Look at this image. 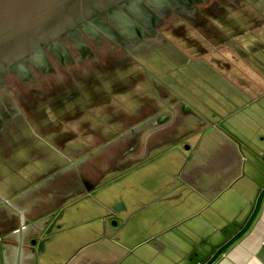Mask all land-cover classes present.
Listing matches in <instances>:
<instances>
[{
	"label": "crops",
	"instance_id": "obj_1",
	"mask_svg": "<svg viewBox=\"0 0 264 264\" xmlns=\"http://www.w3.org/2000/svg\"><path fill=\"white\" fill-rule=\"evenodd\" d=\"M199 10L0 123V264H264V0Z\"/></svg>",
	"mask_w": 264,
	"mask_h": 264
},
{
	"label": "water",
	"instance_id": "obj_2",
	"mask_svg": "<svg viewBox=\"0 0 264 264\" xmlns=\"http://www.w3.org/2000/svg\"><path fill=\"white\" fill-rule=\"evenodd\" d=\"M122 1L126 2V0H0V72L6 67L16 65L14 69L16 68L15 70H18L20 74L19 77L17 74H14V77L17 78V83L19 82L23 85L26 80V74L23 68L18 66V62L23 57L32 54L34 51L38 50L39 47L51 42L60 35L63 34L65 36V32L73 31L77 25L88 23V20H90L91 17L113 8ZM140 1H147V4H150L151 6L145 5L146 3L144 2V8L137 6L138 4H130L128 10L124 13L132 20V22L126 21L123 17L119 18L120 16L118 15L111 16V19L113 20L112 22H105H107L112 29L117 30L118 33L123 32L126 35L128 32L131 39H133L135 35L143 36L148 33L146 26L150 22L151 17H158V14L155 13L153 9H155V6L159 7L163 4H169V1ZM181 1L187 3L188 0ZM210 1L211 0H205L199 3L196 0V4H193L192 6L193 11L199 9ZM152 5L155 6L152 7ZM185 15V11L179 12L178 15L164 14V16L161 17L164 21L157 26L158 31L156 33L169 26L173 20L181 19ZM134 19H137L140 22H137ZM115 24L119 29H116ZM133 24H135L134 27ZM78 32L80 34V36L78 35V39H83L81 44H79L80 47L91 50L90 53H86L85 56L76 54V66L71 67L70 75L87 65L91 59H95L99 55L117 48V45L111 43V41L104 40L101 42L102 45H100V48L94 49L90 37L86 35V30L81 29L78 30ZM103 32L108 36L110 35V32L109 34L104 30ZM143 40L148 44L150 43V38H143ZM139 41L141 42V40ZM70 45L71 43L68 42V39H65V37L64 39H61V42L54 41L49 47L50 50L54 51V53L50 54L52 55L51 60L55 61L56 56L54 57V55L58 54L63 56L62 51L64 48L67 49V46L68 49L71 48ZM127 47L132 48L131 46ZM143 49L138 51L142 52ZM32 59L41 68L44 66V63L42 64V58L38 54L32 56ZM55 62L58 64L57 60ZM29 70H31V68ZM30 73L31 81L27 84V88H23V91H19L20 94H25L26 98L27 96L36 93V91H39V85L38 82H36L38 73L35 71ZM66 77H69L68 73L66 74ZM11 78L13 79L12 75ZM54 80L55 78L51 76H45V86ZM11 83L12 84H9L8 87H15L14 80L11 81ZM12 89V97L16 100V97H14L16 93L15 88ZM19 96L20 99H22V95ZM12 100L11 102H13ZM17 102L19 103V101ZM17 102L15 101L14 106H16ZM15 116L16 115L13 117ZM13 117H0V123L12 120Z\"/></svg>",
	"mask_w": 264,
	"mask_h": 264
},
{
	"label": "flooded vegetation",
	"instance_id": "obj_3",
	"mask_svg": "<svg viewBox=\"0 0 264 264\" xmlns=\"http://www.w3.org/2000/svg\"><path fill=\"white\" fill-rule=\"evenodd\" d=\"M134 1V2H132ZM140 0H126L122 1L120 3H118L117 5H115L113 8L101 12L100 14L95 15L94 17H91L90 20H88V23H83L81 25H77V27L70 32H65L66 35L64 36L63 34L60 35L59 37H57L56 39L52 40L49 43H46L44 45H42L41 47H39L38 50L34 51L32 54H28L25 57H23L19 62H18V66L22 67L23 70L25 71L26 74V80L24 81L23 85H21L19 82L17 83V78L14 77V74H17L19 77V71L15 70L14 66H9L6 67L5 69L1 70L0 72V117H13L14 115L16 116H20L21 115V111L24 107L28 106L29 100L27 98H41L44 99L46 98L45 94L46 92H44L43 90V86H45V76H51L53 78H55V80L53 82H49L52 88H56V86H62L61 82L68 79V77H66V74H69L70 77V71H71V67L76 66V59L75 56L76 54H81L83 56H85L86 53H90V50L84 49L83 47H80L79 44H81L82 40H80V38L78 39V35L80 36L78 30H86V35L90 37L91 40V44L93 46L94 49H98L100 48V45L102 41L104 40H109L111 41V43L117 45V47L120 48H124L122 49L123 51H125L126 53L130 52V51H137V50H142L144 47L149 46L148 43H146L143 38H150L151 36L153 37L154 34L158 31L157 30V26L163 22L164 20L161 18L164 16V14H174V15H178L179 12L181 11H185L186 14H194L193 11V4H196V0H188L187 3L181 1V0H168L169 4H163L161 6H155V9H153V11L155 13L158 14V17H151L150 22L147 24L146 29L148 30V33L142 35H135V37L133 39H131V37L129 36V33L127 32V34L125 35L123 32L118 33L117 30L112 29L107 22L105 21H109L112 22L113 20L111 19V16H120L119 18L123 17L126 21H131L132 20L125 15V11L128 10V6L130 4H135L141 8H144L145 6H143L144 3H146L145 5H149L147 4V1H143V2H139ZM205 0H197V2H203ZM132 2V3H131ZM150 3V2H149ZM199 11V10H198ZM199 13H202L201 11ZM189 15L190 17H194L192 15ZM196 14V12H195ZM188 18V17H187ZM137 22V19H134ZM116 25V24H115ZM135 24H133L134 27ZM101 28V29H99ZM116 29H119L116 25ZM104 31H106L108 34L110 32V35L108 36L107 34H105ZM135 30V29H134ZM138 34V33H137ZM68 39V42L71 43L70 47L68 49L64 48V50L62 51L63 56L61 55H54L55 61L57 60V63L55 61L51 60L52 53H54V51L50 50L49 47L53 44L54 41H60L61 39ZM141 40V42L139 41ZM51 44V45H50ZM147 45V46H146ZM127 46H131L132 48H127ZM88 50V51H87ZM38 54L39 56H41L42 58V64L44 63V66L41 68L38 64H36L33 59L32 56ZM57 65V66H56ZM31 68V70H29ZM35 71L36 73H38L37 75V80L36 82H38L39 85V92L36 91L37 95L36 96H25V94H20L19 91H23V88H27V84L31 81V76H30V72ZM11 75L13 76V79L11 78ZM30 78V79H29ZM14 80V86L15 87H8V85L12 84L11 81ZM56 81V83H55ZM35 82V81H34ZM57 82H59L57 84ZM25 85V86H24ZM37 85V87H38ZM20 86V87H19ZM23 86V87H22ZM15 88V95L14 97H16V100L12 97L13 96V89ZM3 93V94H2ZM54 94V92L52 93ZM5 95V96H4ZM22 95V99H20V96ZM68 97L71 96V93L67 94ZM5 97V98H4ZM13 99V100H12ZM11 100L13 102H11ZM15 101H19V103H16V106H14ZM20 105V107H19Z\"/></svg>",
	"mask_w": 264,
	"mask_h": 264
},
{
	"label": "rangeland",
	"instance_id": "obj_4",
	"mask_svg": "<svg viewBox=\"0 0 264 264\" xmlns=\"http://www.w3.org/2000/svg\"><path fill=\"white\" fill-rule=\"evenodd\" d=\"M214 1H216V2H227V3H231V2H234V3H236V2H246L247 0H211L210 2H214ZM199 9H197V10H194V11H192L194 14H191V12H190V14L192 15V16H194V19H195V17H196V19H197V17H201V16H199L198 14H200L199 12H200V10L198 11ZM195 12H196V14H195ZM203 12V11H202ZM190 14H186L184 17L186 18V17H188V18H192V17H190L189 15ZM202 15V14H201ZM182 19H183V17H182ZM182 30V26H178L177 27V29H176V31H175V33H177V31H181ZM161 37H160V32H158V33H155V38L154 39H160ZM150 41H151V39H150ZM178 44H179V42H178ZM160 45L158 44V47H159ZM128 47H126V49H127ZM130 48V47H129ZM122 49H124V48H120V47H117V48H114V49H111V50H109V51H113V50H120V51H123ZM44 88H46V89H48V85L47 86H45ZM44 88H43V90H44ZM40 91V90H39ZM38 91V92H39ZM37 95V93H34V94H32L31 96H36ZM38 96V95H37ZM262 100V101H261ZM264 101V99H259V102L258 101H256L255 102V106H253V105H251V106H247V105H245V104H243V105H239V110H238V112L236 113V115L234 116V117H264V113H262L263 112V107H264V104H262V102ZM238 103H240L241 104V100L238 102ZM258 106V107H257ZM256 111V115L254 116L253 115V112L252 111ZM233 117V116H232Z\"/></svg>",
	"mask_w": 264,
	"mask_h": 264
}]
</instances>
